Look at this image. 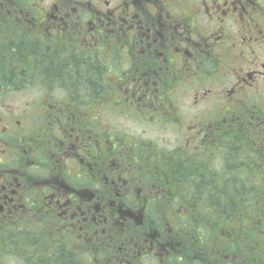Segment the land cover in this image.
Segmentation results:
<instances>
[{
	"label": "flooded vegetation",
	"instance_id": "obj_1",
	"mask_svg": "<svg viewBox=\"0 0 264 264\" xmlns=\"http://www.w3.org/2000/svg\"><path fill=\"white\" fill-rule=\"evenodd\" d=\"M31 2L41 14L11 15L7 20L26 30L23 36L42 27L56 33L50 48L58 56L52 67L54 82H63L66 67L84 58L102 70L103 79L86 103L73 106L64 85H57L56 100L32 87L25 95H4L9 102L19 97L22 105L0 106V226L12 233L33 227L42 231L45 225L60 232L72 227L82 245L93 250L92 233L106 234L108 225L134 220L139 230L145 227L157 195L148 184L169 177L160 174L154 158L159 152L171 154L167 149L154 151L149 146L154 143L134 136L131 141L122 132L116 136L104 114L115 107L123 110L121 117L155 121L160 116V124L169 125L171 121L163 120L166 112L172 115L186 89L197 87L201 98L212 97L218 89L212 85L213 77L231 66L247 74L212 114L219 117V107L227 104L230 111H225L223 121L227 129V119L232 123L241 118L244 108L264 106V95H235L238 85L250 89L257 80L264 82V62L247 63V52L258 45L264 50V0H58L47 7L41 0ZM61 36L66 44H59ZM263 58L264 53L258 56ZM24 78L29 80L25 87L50 81L47 74ZM139 95L149 103L142 105L143 111L129 104ZM30 103H40L34 120L28 115ZM100 105L105 112L98 110ZM197 128L202 139L192 149L200 157L210 156L204 167L214 168L216 157L221 160L220 149L210 146L218 144L223 125L215 120L207 133ZM216 135L213 144L206 143L205 137ZM180 150L189 153L185 148L173 152ZM142 233L134 251L127 247L122 258L110 259L134 264L138 256L147 264L152 253L163 251L149 229Z\"/></svg>",
	"mask_w": 264,
	"mask_h": 264
},
{
	"label": "trees",
	"instance_id": "obj_2",
	"mask_svg": "<svg viewBox=\"0 0 264 264\" xmlns=\"http://www.w3.org/2000/svg\"><path fill=\"white\" fill-rule=\"evenodd\" d=\"M31 1L0 0V16L4 17L0 19V106H15L4 95H25L30 87L56 100L53 94L56 95L57 85H64V93L72 94L71 106L86 103L103 79L102 70L85 58L69 60L66 78L63 76V82L56 84L52 67L58 56L50 50L56 33L42 27L23 36L26 30L7 20L11 15L41 14ZM62 42L67 43L64 36L59 44ZM43 74L50 81H33L24 86L29 81L24 80L26 75L40 78ZM39 106L40 103H31L29 117H35ZM243 111L244 115L232 123L227 119L229 126L217 146L220 168L204 167L210 156L203 159L183 150L157 154L154 160L162 170L160 174L169 177L148 184H153L157 195L144 228L139 230L134 220L108 225L106 234L92 233L96 247L92 250L82 245L79 232L72 227H62L61 232L47 225L44 229L41 226L42 231L38 227L20 228L15 234L0 226L4 230L0 232V257L12 256L22 264H115L110 258H122L121 252L127 247L134 251L144 237L142 230L149 229L163 249L152 253V264H264V106L249 105ZM222 116L224 120L225 115ZM217 136L207 138L206 143L213 144ZM149 146L154 151L161 148L157 144ZM142 179L149 182L146 176ZM134 264H144L143 258L137 256Z\"/></svg>",
	"mask_w": 264,
	"mask_h": 264
},
{
	"label": "rangeland",
	"instance_id": "obj_3",
	"mask_svg": "<svg viewBox=\"0 0 264 264\" xmlns=\"http://www.w3.org/2000/svg\"><path fill=\"white\" fill-rule=\"evenodd\" d=\"M41 2L42 6L47 7L54 2H58V0H41ZM263 53V48L258 45L257 49H253L249 53L247 52V63L259 61L264 62V58L261 60L258 59V56H261ZM219 72L220 73L212 79V85L214 84V86L218 87L216 92H212V97L207 99V97L204 96L205 98H201L200 95L202 94V92L196 89L197 87L191 88L190 90L186 89L184 91V96H181L180 102L174 103L175 110L172 115L169 114L170 112H168L170 110H167L166 112L168 115H165L166 117L163 120L168 119V121H171L169 125H166L163 122H161L160 124V116H158L155 121H146L140 116V119H131L125 116L121 117L118 110H109V112L107 114L105 113L104 115L107 117V122L115 127L114 132L118 131L122 132L121 134L124 133L125 135H129V140L131 141L134 139V136L136 139H140L147 143L152 142L168 150H175L183 147L189 149L186 146H194L197 144L196 141L198 140V138L199 140L202 139L198 133L199 128L195 129L196 125L198 127H201V129H204L203 131L207 133L210 124L215 123L216 120L223 125L224 131L226 130L222 115L225 114L227 104L219 107V110L222 114H220L219 117H215L212 112L216 109V107L223 104L225 100L230 99V96L228 95V91L230 90V88L235 84V82H239V79L242 76H245L247 74L245 73L246 71H243L242 69L236 70L233 66L222 68ZM260 80H257L250 89H243V87H240V85H238L239 90L235 95L237 97H242L244 95L252 98L259 96L263 97L264 82ZM136 99L137 101L134 100V98H131L129 104H137L139 111H143L144 108H142V105L146 106L149 104L147 101H144L143 97H140V95L137 96ZM13 101L15 102V107H21L19 97L15 96ZM100 107L102 109L99 108L98 110H103V112H105L101 105ZM37 115L38 112H35V117L31 116L30 120H34ZM222 137L223 136L219 137L218 144H220ZM205 139L207 138L205 137ZM218 144L215 146V148L211 149L215 151ZM206 147L207 146H205L204 148ZM194 152L195 150L191 147L188 154H194ZM201 158L206 159L205 157ZM212 165L221 166V160L218 156L216 157ZM19 261V259H13L8 255H6L5 257H0V264H22V262ZM145 262L147 264H152L154 261L153 258H149L146 259Z\"/></svg>",
	"mask_w": 264,
	"mask_h": 264
},
{
	"label": "bare ground",
	"instance_id": "obj_4",
	"mask_svg": "<svg viewBox=\"0 0 264 264\" xmlns=\"http://www.w3.org/2000/svg\"><path fill=\"white\" fill-rule=\"evenodd\" d=\"M229 155V154H228ZM224 157V156H223ZM226 160V159H225ZM227 161V160H226Z\"/></svg>",
	"mask_w": 264,
	"mask_h": 264
}]
</instances>
